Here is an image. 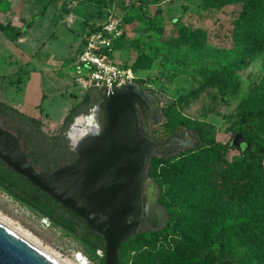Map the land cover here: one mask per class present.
Segmentation results:
<instances>
[{
    "label": "rangeland",
    "instance_id": "374dc122",
    "mask_svg": "<svg viewBox=\"0 0 264 264\" xmlns=\"http://www.w3.org/2000/svg\"><path fill=\"white\" fill-rule=\"evenodd\" d=\"M96 1L103 8L100 11L94 9L95 12L87 21L91 23L103 20L105 13L121 19L124 36L117 43L114 58L121 67L132 72L134 81H141L139 85L144 91L153 93L158 99L159 120L150 125L149 133L159 139L176 133L190 134L196 122L202 120L214 125L212 136L216 141L230 140L231 129L240 118L238 105L250 92L258 89L260 81L264 79V52L241 47L234 40L235 20L244 10L243 3L233 1L218 6L211 0ZM79 6L83 7L79 9ZM86 8L88 6L85 4H79L75 8L77 21L79 16L83 18ZM48 16L53 23L61 20L55 10L50 11ZM186 28L189 30L188 34L185 32ZM69 32L71 31L60 23L49 40L40 37L36 26L29 32L30 38L35 36L33 40L37 45L45 42L34 59L51 58L50 69L55 76L66 77L67 72H73L74 60L70 58L73 53L70 45L73 35ZM7 43L10 46L5 50L1 48L3 51L0 49V56L4 55L9 59L15 43L8 39ZM5 64V67L11 66L9 60ZM231 80L236 83L235 91L230 87ZM15 84L17 82L6 83V87L0 92V98L9 104L12 103L11 100L21 99L30 90L38 88L37 83L30 85L26 82L27 85L22 84L19 88ZM41 88L47 92L43 106L48 114L47 119L56 126L51 127L46 122L43 123V129L56 134L63 117L74 102L75 97L71 93L82 98L83 89L74 85L68 91L62 89L60 92L45 80ZM36 103L38 101L31 105ZM26 111L35 113L33 108ZM44 119L46 120L45 114ZM263 129L257 125L253 130L262 133ZM67 131L65 134L68 138ZM68 140L70 144V139ZM184 152L170 156L168 160L154 155L149 174L162 184L172 183L170 190L162 191L160 202L178 207L183 199L188 198L189 213H182V222L175 225L173 232L164 238L142 243V238L138 237L126 243L121 264H205L200 260L204 252L217 251L218 244L213 238V234L217 232L216 227L225 222L226 216L235 211L237 205L229 193L232 189H221V181L215 174L211 176L210 182L203 176L211 169L206 167L237 163L240 160L239 153L237 150L222 153L218 148L208 147L182 154ZM198 162L205 166L202 172L198 170ZM261 163L264 168V157ZM180 166H194L192 175L200 182L196 185L194 183L192 187L191 183L185 181ZM175 176L181 177V185L176 187L173 182ZM154 190L158 204L155 184ZM204 190L208 193L202 195L201 203L190 202L192 197ZM0 213L67 263L98 264L102 256L101 251H96V258L92 259L77 234L46 218L2 185ZM238 232L242 234L240 240H243L244 235L249 236L246 225ZM251 240L249 238L245 242H233L231 245L229 253L241 264L264 260V249L260 247L259 252L263 253H256L253 241L248 242Z\"/></svg>",
    "mask_w": 264,
    "mask_h": 264
},
{
    "label": "trees",
    "instance_id": "16d2710c",
    "mask_svg": "<svg viewBox=\"0 0 264 264\" xmlns=\"http://www.w3.org/2000/svg\"><path fill=\"white\" fill-rule=\"evenodd\" d=\"M81 1L89 4L96 11L103 8L96 0ZM233 1H240L244 5V10L235 20V43L241 47H249L264 52V0H211L212 3L218 6ZM32 21L24 22L23 27L16 30L12 29L9 24L0 21V31L10 40H15L22 34L24 27L30 26ZM185 32L186 34L189 33L188 28ZM244 35L247 37L243 38ZM122 38L123 36L115 42V48ZM133 83L140 86L141 81L136 82L133 80ZM230 87L235 91V81H230ZM103 98L104 96L98 90L88 89L80 101L70 107L63 118L59 132L56 134L48 133L43 129L40 116L22 112L2 100H0V121L4 127L13 130L21 139L26 156L32 166L50 172L75 158L76 154L71 149L65 132L69 129L75 117L81 114L89 115L92 107ZM238 113L240 118L231 129V137L235 133H241L244 138V147L232 146L230 143L231 138L225 142L216 141L212 136L214 125L200 120L196 122L190 131L193 138L192 147L182 153L185 154L191 150L197 151L208 147L218 148L222 153L237 150L240 157L237 163H220L216 167H206L211 169L203 176L207 177V181L210 182L211 176L215 174L221 181V189H232L229 193L232 194V200L237 205V209L226 216L225 222L216 227L217 232L213 234V238L218 244V249L217 251L206 250L204 252L200 260L205 264H241L229 253L233 242H245L250 238L252 240L248 242L253 241V249L257 250L256 253H263L259 250L264 249V168L261 163L264 157V129L262 133L253 130L257 125L264 128V79L260 81L258 89L253 90L243 98L238 105ZM153 157L155 156L149 155L147 158L144 178H150L157 188L158 205L164 214V224L159 229H146L126 240L118 251L119 264L123 260V248L126 243L138 237L142 238V243L155 242L157 239L164 238L167 234L173 232L175 225L182 222V213H189L187 212L188 198L183 199L178 207L160 202L162 191L164 189L170 190L172 183L162 184L149 174ZM69 158L70 160L66 161ZM160 158L163 160L169 159V157L163 156H160ZM198 166V170H201V172L205 168L203 163L200 162H198ZM193 168L194 166L191 168L180 166V170L185 175V181L191 183L192 187H194V183L196 185L197 182H200L192 175ZM173 182L175 187L178 184L181 185V177L175 176ZM205 182L206 180L203 183ZM0 185L20 200L34 207L46 218L77 234L86 250L90 252L92 259L96 258L95 252L100 250L102 256L98 264H103V237L91 231L74 212L64 208L47 193L33 186L25 177L9 168L2 160H0ZM206 193L208 192L205 190L201 191L195 197H192L190 202L198 204L199 201L201 203L202 195ZM245 225L248 227L249 236L245 237L244 235L243 240H240L242 234H239L238 230H242ZM253 262H255L253 264H264V260Z\"/></svg>",
    "mask_w": 264,
    "mask_h": 264
},
{
    "label": "water",
    "instance_id": "95a60500",
    "mask_svg": "<svg viewBox=\"0 0 264 264\" xmlns=\"http://www.w3.org/2000/svg\"><path fill=\"white\" fill-rule=\"evenodd\" d=\"M145 98L132 82L105 95L91 109V132L77 141L70 139L75 120L67 131L75 161L50 172L32 166L21 139L0 121V160L103 237V264H119L121 245L141 232L144 223L157 229L164 222L156 202L159 213L150 211L144 193L145 165L149 154L158 149L168 156V149L183 141L172 137L157 142L144 137L138 108L143 110ZM230 143L242 147V134H233ZM0 264L68 263L0 213Z\"/></svg>",
    "mask_w": 264,
    "mask_h": 264
},
{
    "label": "crops",
    "instance_id": "0c3cea01",
    "mask_svg": "<svg viewBox=\"0 0 264 264\" xmlns=\"http://www.w3.org/2000/svg\"><path fill=\"white\" fill-rule=\"evenodd\" d=\"M78 3L82 5L85 4L88 8L85 9L86 13L83 18L82 16H79L77 21V16L75 17L74 10L78 7ZM46 4H48L47 7L43 9ZM81 7L83 6H79V9H81ZM52 10H55V13L61 17L60 21L57 19L55 23L51 21L48 15ZM94 12L92 6L81 0H0V21L9 24L12 29H19L23 27L24 22L33 20L30 26L24 27L22 34L15 40H10L0 31V49L2 48L5 50L10 46V44L7 43V39L12 41V43H15V46L13 47L14 53L10 52L11 56L9 59L5 58L4 55L0 56V92L6 87V83L11 82H17V84H15L17 88L22 84L27 85L26 82L30 85L34 83H37L38 85V88L30 90V93L26 96L24 95L21 99L17 98L11 100L12 103H8L9 105L26 113V109L33 108L35 113L31 115H39L43 123L47 122L51 127H56L47 119L48 114L43 108L47 99V92L41 88L42 82L45 80L46 83H49V85L54 87L55 90H60V92H62V89L68 91L74 85H78L81 89L83 88L77 84L73 72H67V75L65 74L66 77L55 76L53 70L50 69V62L52 61L49 60L51 58L46 60L34 59L38 51L44 46L45 42H42L43 44L40 46L37 45L36 41L33 40L35 36L34 38H30L31 36L29 32L36 26L40 32V37H46L49 40L54 36L57 24H64L67 30L71 31L69 33L73 35V40L70 42L73 53L70 58L74 60L76 53L82 45L83 33L89 24L87 19ZM91 20L94 21L93 19ZM7 60H9L11 64L9 67H5V62H7ZM1 62H4V64L2 65ZM13 64L15 66H12ZM29 89L30 88H28L27 91H29ZM86 91L87 90L83 89L81 94H84ZM71 95L75 97L72 105L80 101L81 97L77 98L76 94L72 93ZM0 100L4 101L1 98ZM37 101L38 103L31 105L32 102ZM44 114L46 120L44 119ZM60 125H58V127Z\"/></svg>",
    "mask_w": 264,
    "mask_h": 264
},
{
    "label": "built area",
    "instance_id": "2783aa9c",
    "mask_svg": "<svg viewBox=\"0 0 264 264\" xmlns=\"http://www.w3.org/2000/svg\"><path fill=\"white\" fill-rule=\"evenodd\" d=\"M89 24L74 58V79L84 90L92 88L105 96L133 83L132 72L121 67L114 58V44L124 36V28L121 19L111 13Z\"/></svg>",
    "mask_w": 264,
    "mask_h": 264
},
{
    "label": "flooded vegetation",
    "instance_id": "af4514ba",
    "mask_svg": "<svg viewBox=\"0 0 264 264\" xmlns=\"http://www.w3.org/2000/svg\"><path fill=\"white\" fill-rule=\"evenodd\" d=\"M139 88H140L141 93H143V94L146 95V98H145V101H146L145 107L143 108V110L138 108L141 129H142V133H143L144 137L146 139H153V140H155L157 142H164V141H166V140H168V139H170L172 137H178V138L182 139V141H183L177 147L168 149V156H163L161 154V150H158V149L154 153H151L149 155H157V156H163V157H170V156L179 154L180 152L185 151L186 149H189L190 147H192V145H193V138H192V136L188 132H184L183 134L176 133V134H173V135H171V136H169V137H167L165 139H159V138H157L155 136H152L149 133V127H150V125L153 124V123H155V122H157L159 120V114H158L159 102H158V99L156 98V96L153 93L144 91L140 86H139ZM75 159H76V156H75L74 159H72L68 163L74 162ZM144 180H145V183H144V193L146 195H148V192L151 190L150 187L151 186H154V184L152 182L150 184L147 182L148 180H150L149 178L148 179H145L144 178ZM155 196L156 195L154 194V201L156 202V197ZM163 216H164V214H163ZM146 229H152V228L150 227V225H146L144 223L143 224V227H142V230L144 231Z\"/></svg>",
    "mask_w": 264,
    "mask_h": 264
},
{
    "label": "bare ground",
    "instance_id": "6f19581e",
    "mask_svg": "<svg viewBox=\"0 0 264 264\" xmlns=\"http://www.w3.org/2000/svg\"><path fill=\"white\" fill-rule=\"evenodd\" d=\"M90 116H86V115H79L76 119L75 122L72 124L71 126V130L69 131V138L73 139L74 141H77L81 136H83L85 133L91 132L92 126L94 125V118L93 115L90 113ZM91 120V122H90ZM80 125V126H79ZM150 191L148 192L147 198L149 200V205H150V211L153 214H158V209L156 208V205H154V194H155V190H154V186L150 187ZM12 222V221H11ZM15 224V223H14ZM16 226H18L17 224H15ZM19 227V226H18ZM20 229H22L21 227H19ZM23 230V229H22ZM24 232H26L25 230H23ZM28 235H30L28 232H26ZM31 236V235H30ZM32 237V236H31ZM33 238V237H32ZM35 239V238H34ZM36 240V239H35ZM37 241V240H36ZM38 242V241H37ZM41 244V243H40ZM46 248V247H45ZM47 249V248H46ZM49 251H51L50 249H48ZM52 252V251H51ZM54 253V252H52ZM55 254V253H54ZM57 255V254H55ZM59 257V256H58ZM70 264V263H68Z\"/></svg>",
    "mask_w": 264,
    "mask_h": 264
}]
</instances>
